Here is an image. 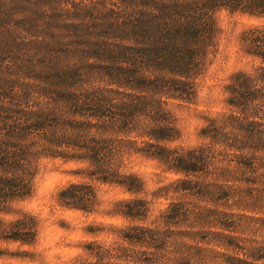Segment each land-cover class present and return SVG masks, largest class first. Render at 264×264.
I'll return each instance as SVG.
<instances>
[{
    "label": "trees",
    "instance_id": "obj_1",
    "mask_svg": "<svg viewBox=\"0 0 264 264\" xmlns=\"http://www.w3.org/2000/svg\"><path fill=\"white\" fill-rule=\"evenodd\" d=\"M17 1L23 0H0V210L9 198L30 192L37 160L60 156L62 147L82 149L72 157L89 161L102 180L110 170L118 175L112 164L116 154L121 156L115 142L125 139L114 140L115 134L139 126L138 137L148 135L159 144L149 146L165 151L160 144L177 128L164 96L184 100L194 94V81L214 46L216 12L227 9L264 20V0H48L40 6L29 2L20 12L13 6ZM246 40L259 64L234 81L230 105L236 110L212 126L210 141L219 143L229 134L238 142L247 134L260 141L250 134H264V25L252 28ZM80 122L86 128L81 130ZM207 149L169 158L184 172L199 173L196 163ZM204 178L200 184L207 187ZM187 181L183 189L192 194L198 182ZM59 197L68 207L88 210L95 189L73 183ZM133 202L125 211L131 217ZM203 211L217 220L183 206L171 208L160 224L125 227L119 242H92L86 256L64 264H264V241L247 251L236 243L224 248L228 253L209 248L211 228L229 224L232 231L237 225L221 222L226 215L215 209ZM31 224L22 219L6 227L0 219V238L30 240ZM169 235L191 238L193 244Z\"/></svg>",
    "mask_w": 264,
    "mask_h": 264
},
{
    "label": "rangeland",
    "instance_id": "obj_2",
    "mask_svg": "<svg viewBox=\"0 0 264 264\" xmlns=\"http://www.w3.org/2000/svg\"><path fill=\"white\" fill-rule=\"evenodd\" d=\"M29 2L40 6L48 0L17 1L14 9L20 12L21 7ZM37 21L41 25L42 21ZM215 25L214 46L203 71L194 81L192 97L179 100L164 96V108L177 128L173 138L160 144L165 151L149 146L148 142L159 144L150 141L148 135L138 137L142 131L137 126L125 134L114 135V140L121 137L125 142H115L116 151H120L121 156L116 154L112 164L118 175L110 170L103 175L106 180L94 173L89 161L72 157L82 154L79 148L62 147L60 156L39 158L30 192L9 198L0 210V219L6 227L24 219L32 223L34 235L26 241L0 238V264L71 262L86 256L88 244L119 242V235L125 227H153L161 223L168 210L182 206L190 208L191 213L206 215L213 222L218 216L205 214L203 209H215L226 215L227 221L221 222L237 225L232 231H228L232 225L227 224L226 228H223L226 225H214L209 248L226 252L224 248L229 250L232 248L229 244L236 243L247 251L264 241V134H250L259 137L260 141L248 139V134H243L246 137L241 142L233 139L234 134H229V139L219 137V143L210 141L212 126L218 127L236 110L230 105L234 81L242 73H253L259 64L258 59L248 52L250 45L246 36L252 28L264 25V20L221 9L215 14ZM27 26L31 28L30 23ZM79 126L81 130L86 128L84 122ZM208 144L215 152L207 149ZM200 146L207 151L196 163L201 169L199 173L188 174L173 165L169 158L170 154ZM201 176H205V183L209 186L200 184ZM189 179L198 182V188L193 189L192 194L183 189L189 186ZM85 182L95 189V198L88 210L68 207L60 202L63 189L73 183ZM129 201H135L131 204L135 208L133 217L125 213ZM139 205L142 207L138 208ZM220 232L228 238L222 239L225 237L215 234ZM169 236L180 238L177 243L193 244L191 238ZM223 240L226 241L223 243ZM177 250L178 259L181 248ZM206 258L210 260L211 254Z\"/></svg>",
    "mask_w": 264,
    "mask_h": 264
}]
</instances>
